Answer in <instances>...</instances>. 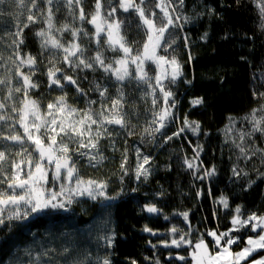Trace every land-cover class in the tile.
Segmentation results:
<instances>
[{
  "label": "trees",
  "instance_id": "trees-1",
  "mask_svg": "<svg viewBox=\"0 0 264 264\" xmlns=\"http://www.w3.org/2000/svg\"><path fill=\"white\" fill-rule=\"evenodd\" d=\"M37 2L43 6V0ZM101 2L104 4V14L108 10L107 0ZM83 4L87 15L94 11V0H83ZM28 7L30 5L21 9L12 0L0 5V57H3L0 59V75H6L7 69H14L9 59H15L13 41L23 39L20 55L36 58V74L32 79L38 87L30 95L39 100L43 108L61 91L55 85L48 87L46 73L51 66L48 61L52 50H42L40 37L35 35L42 27H46L43 17L37 13V22L23 28L24 23H27ZM53 11L57 21L62 18L64 23H71L66 8H61L59 12L54 8ZM179 11L189 19L187 23L183 19L180 21L182 29L171 30L175 43L167 53L175 56L184 74L171 86L177 101L173 109L177 119L162 131L170 135L182 126L183 119L187 117L190 122L199 123V134L194 135L186 130L181 138L167 141L160 133H156L154 138L146 135L143 129L148 126L149 119L139 98L140 89L135 87V82L126 84L125 92L130 98L126 106L132 109L131 116L126 119L131 122L130 127L135 125L131 129L135 134L129 136L126 130L120 128L121 132H117L115 137L101 141L100 153L105 157L102 162L94 167L87 158L77 163L80 174L85 178L107 181L110 195L123 189L118 198L111 201L112 205L103 207L108 208L107 231L114 237L111 246L103 248L100 244L93 245L85 231L94 215H99L102 209L100 203L106 201L98 199L97 204L80 201L71 206L70 212L51 210L49 217L39 215L23 222L13 221L11 230L0 228V262L12 257L10 254L17 241L23 244L26 239H31L40 249L45 245L51 246L53 255L47 258L49 260L51 257V264H64L67 257L61 254V249L66 244L73 245L75 249L69 255H78L79 259L85 262L91 260L93 264L98 255L103 256L105 253L111 264H156L157 261L159 264H181L168 258L183 254V249L164 246L173 239L172 226L186 231L190 229L195 237L208 230H228L236 206H241L243 213L264 214V135L255 133L245 137L243 146L250 150L248 155H251V159H245L232 142L235 140L239 144L238 133L248 132L252 128L243 118L253 109L264 105V27L261 26L264 21L260 19L255 0H185ZM116 18L123 22L122 35L129 42L142 38V33L135 26L138 16L133 12L125 13L118 8ZM75 26L78 27L77 24ZM21 28L22 36L16 37L14 34ZM87 30L90 35L95 31L89 24ZM64 39L71 37L66 34ZM79 42L91 49L97 47L93 40L89 43L87 37L82 36ZM139 46L135 44L134 48ZM85 54L94 55V52ZM104 54L107 57L117 55L108 51ZM57 67L78 78V83L82 84L86 95H91L90 98L92 95L97 98L91 90L94 88V79L100 85H108L110 95L115 93L114 77H105L102 72L79 70L73 74L64 64H57ZM24 71L28 69L24 68ZM90 98L72 94L68 102L82 109L87 106L84 101ZM194 99H202L203 103L193 106L191 101ZM257 115L261 113L257 112ZM230 120L235 122V127L226 136L225 129ZM4 143L7 142L0 141V145ZM197 145L202 148L197 161L201 172L194 174L184 164V160L192 159L193 149ZM137 149L142 152V156L151 158L153 170L147 180H137L135 177ZM125 151L128 175H123L120 169ZM92 163L95 164L94 161ZM213 167L216 169L214 176L204 180L194 178ZM234 167L242 169L247 176L243 172L240 176L233 175ZM198 192L200 195H197ZM222 195L228 200V209L216 202ZM149 203L160 210L159 215L143 211ZM183 212L189 213L188 221L179 215ZM146 226L164 233L163 237L147 235L143 230ZM245 232L247 229H242L233 235L244 237ZM251 235L255 236V233ZM245 240L246 237L241 239L239 247L233 245V251H239ZM35 252V249L32 250L33 258ZM262 255L264 250L258 251L250 259Z\"/></svg>",
  "mask_w": 264,
  "mask_h": 264
},
{
  "label": "snow or ice",
  "instance_id": "snow-or-ice-1",
  "mask_svg": "<svg viewBox=\"0 0 264 264\" xmlns=\"http://www.w3.org/2000/svg\"><path fill=\"white\" fill-rule=\"evenodd\" d=\"M8 0H0L4 5ZM12 3L23 9L28 7L26 17L27 23L23 28L37 22V13L43 17L42 27L35 33L40 37V48L44 51L52 50L47 68L48 87L55 85L64 89L66 82L74 86L77 93L83 98L86 93L77 83L74 75L68 74L65 69L57 67V64L67 65L75 74L91 71L102 72L105 77H114L116 84L115 96H109V86L101 87L93 80L94 88L98 93L99 101L88 100L83 109L75 107L68 102L67 92L50 100L46 107L41 106L37 99L30 95L31 91L38 87L32 77L36 74V58L31 55L21 56L20 45L23 39L14 40L15 59L12 60L14 69H7L6 75H0V141L7 142L0 147V228L11 230L13 221H27L32 217L39 216L49 210L70 211L74 203H79L80 198L86 197L92 201H112L118 198L120 192L115 195L108 193L109 184L105 180L85 178L80 174L77 167L78 159L86 157L94 167L102 162L105 157L100 153V141L112 135L109 126H119L127 131L129 136L134 135L135 125L126 119L124 85L135 81V87L146 86L143 98L151 97V120L143 129L150 137L160 133L165 140L181 138L186 130L198 135L200 125L198 122L183 119L182 126L171 132L162 131L169 124L175 123L177 117L173 112L176 108L172 85L184 74L183 67L179 61L172 56L169 58L160 52L167 53L175 39L170 28H183L180 21L188 22V17L182 16L180 9L183 8L185 0H118L113 5L112 0H107L108 10L102 14L101 0H94V11L86 15L83 0H43V6L37 0H12ZM261 21H264V0H255ZM61 8L68 10L71 23H63L59 27L55 24V13ZM125 13L133 12L138 16L136 28L142 33L140 40L129 42L122 35V21L116 18L117 9ZM159 9V14L155 11ZM90 17V18H89ZM131 20V18H129ZM79 21L80 27H76ZM84 24H90L94 33L90 35ZM264 27V23L261 25ZM23 28L14 35L21 37ZM67 33L71 39H64ZM166 33L168 36L166 37ZM82 34V35H81ZM139 34V33H138ZM87 37L89 43L95 40V49L82 45L79 41ZM103 37V40H102ZM139 44V47H135ZM106 45V48L104 47ZM105 51L115 53L113 57L105 56ZM94 55H86L85 53ZM3 59V57H0ZM189 59L191 57L189 56ZM155 66V75H149L146 65ZM24 68L28 71L25 72ZM59 74V75H58ZM86 78V77H85ZM189 82L190 81H186ZM264 95V94H262ZM99 104L96 109L93 104ZM192 105L203 103L202 99H194ZM260 112L261 115H257ZM248 121L252 128L250 131H240L239 141L233 144L239 148L245 159H251L248 155L249 149L244 145L245 137H251L255 133L264 135V105L243 118ZM18 126V127H17ZM235 122L230 120L225 129L226 136L234 130ZM143 139V137H141ZM11 145H19V149L12 151ZM201 146L194 149L192 159L185 158L184 164L193 173H200L198 165ZM261 151V149H256ZM73 155L77 159H73ZM255 155V152H252ZM137 162L135 164V177L147 180L150 169L146 167L151 163L148 155L136 150ZM95 162L93 164L92 162ZM128 163L127 151L123 154L120 169L123 175H128L125 165ZM216 169H205L202 175H195V179L204 180L215 175ZM233 175L240 176L242 169L234 167ZM51 174V179L49 176ZM243 175L247 176L246 172ZM197 195H200L198 192ZM218 204L224 209L229 208L228 200L221 196ZM143 211L149 214H159L160 210L152 203L146 204ZM235 215L231 218V227L226 231L208 230L206 233L193 237L189 230L173 227L171 234L173 239L165 243V247L183 249V254H177L174 259L181 264H264V256L258 259H249L258 251L264 250V214L243 213L241 206L234 209ZM179 215L188 221L189 213L183 212ZM168 219L167 216L164 217ZM242 229L247 232L242 236H234ZM145 232H152L147 226ZM251 233H255L252 236ZM155 235V233H152ZM245 244L239 251H233L232 246L239 247L241 239ZM114 237L106 236V246L110 247ZM210 238V239H208ZM52 251L51 246H43V251L35 255L30 264H41L43 256H48ZM74 252V246L66 244L62 246L61 254L66 256L64 264H93L91 260L85 262L78 255H69ZM27 254L32 256V248L26 249ZM173 259V257H169ZM2 264V262H0ZM43 264H51V257ZM94 264H111L108 254L97 256ZM135 264V262H133ZM159 264V261L156 262Z\"/></svg>",
  "mask_w": 264,
  "mask_h": 264
},
{
  "label": "rangeland",
  "instance_id": "rangeland-1",
  "mask_svg": "<svg viewBox=\"0 0 264 264\" xmlns=\"http://www.w3.org/2000/svg\"><path fill=\"white\" fill-rule=\"evenodd\" d=\"M112 2L114 3L113 5H115L117 2H118V0H112ZM83 7H84V4H83ZM85 10V9H84ZM104 10V7L102 8V11ZM158 11H157V13L159 14V9H157ZM103 14V13H102ZM87 15V14H86ZM116 15H117V13H116ZM54 20H55V24H56V26L57 27H59L61 24H63L64 23V20L62 19V18H60L59 19V21H57V19L54 17ZM77 25H78V27H80V23H79V21H77V23H76ZM87 25L88 24H84V27L86 28V30H87ZM90 25V24H89ZM173 28H170L169 29V32L171 33V30H172ZM67 33H65L64 35H66ZM68 35V34H67ZM82 35V34H81ZM166 35V37L168 36V33H166L165 34ZM102 40H103V37H102ZM93 41H94V43H95V40L93 39ZM96 44V43H95ZM97 46V45H96ZM160 54H162V55H166V56H168L169 58H171L172 57V54H168V53H164V52H160ZM112 57V56H111ZM146 71H148L149 72V75H152V76H154L155 75V66L154 65H146V69H145ZM178 81V80H177ZM176 81V82H177ZM133 82H135V81H133ZM132 82V83H133ZM114 83H115V88L118 86L117 84H116V82L114 81ZM126 84H128L127 82H125V85ZM124 85V86H125ZM140 89V95H139V98H140V100L143 102V105H144V109H146L145 111H146V113H145V115H146V117H148V119L149 120H147L148 122L151 120V112H150V108H151V97L149 96V97H147V98H143V91H142V89L143 90H147L146 89V86H141V88H139ZM124 92H125V88H124ZM61 94H63L62 92L61 93H59V95H61ZM115 94L116 93H114V95H110L109 93H108V95L109 96H115ZM98 96V98H99V95H97ZM91 99H94V95H92V97H91ZM125 100H126V103H125V107H124V112L127 114L126 115V118L127 117H129V116H131L130 115V113H131V110L132 109H130V108H127V101L128 100H130V98H128V96H127V94H126V92H125ZM84 103H86V101H84ZM71 104H73L75 107H77L76 106V104H74V103H71ZM86 105H87V103H86ZM86 107V106H85ZM85 107H83V108H85ZM78 108V107H77ZM82 108V109H83ZM92 108L93 109H96V108H98L95 104H93L92 105ZM109 128H110V131L112 132V137H115L116 136V134H117V132H121L120 131V127L119 126H115V125H113V126H109ZM103 140V139H102ZM101 140V141H102ZM101 141H100V145H101ZM100 145H99V147H100ZM10 149L12 150V151H15V150H18L19 149V145H11L10 146ZM0 150H3V147H0ZM140 151V150H139ZM140 153L142 154V152L140 151ZM86 157H81V158H79L78 159V161L79 162H82V161H84V159H85ZM73 159L75 160V159H77V157L75 156V155H73ZM136 159H137V157H136ZM89 161V160H88ZM146 167H148L149 169H150V174H149V176H148V178L150 177V175L152 174L151 172H152V167H151V164H149V165H146ZM143 177H141L140 179H142ZM49 179H51V174H50V176H49ZM80 201H90V202H92V203H95V204H97V202H98V200H96V201H92V200H90V199H87L86 197H82V198H80ZM113 204V202H111V201H106V202H103V203H100V205L102 206V207H100V208H102L101 209V211H100V213H99V215L96 217L95 215H94V217H93V219H92V221L90 222V223H88L87 224V226H86V229H85V231H87L86 232V234H88V238H89V240L91 241V243L94 245V244H100L101 245V247H103V248H109V247H107L106 246V240L104 239L106 236H111V234L110 233H108V231H107V228H108V222H107V219H106V211L108 210V208H103V207H109L110 205H112ZM50 211L51 210H49V211H47V212H45V213H43V214H40L41 216H43V215H45L46 217H49V214H50ZM71 211V210H70ZM70 211H68V212H70ZM61 212L62 213H65V211H63V210H61ZM152 215V214H151ZM154 215H159V214H154ZM173 227H177L176 225H174V226H172V228ZM26 242L25 243H23V244H21L19 241H17L16 243H15V247H14V249H13V251H12V253L10 254V256H12L9 260H6L5 262H3L2 264H28V263H30V261L32 260V256L30 257L28 254H27V252H26V249H29V248H32V250L34 251V249H35V254L37 255L38 253H40L41 251H43V247H42V249H40V248H38V247H36L35 246V241L34 240H31V239H26L25 240ZM34 248V249H33ZM51 255H53L52 253H51V251L49 252V254H48V256H51ZM48 256H43L42 257V263H43V261H45V260H48L47 258H48ZM262 256H264V255H262ZM251 258V257H250ZM249 258V259H250ZM260 258V257H259ZM256 259H258V258H256ZM244 264H247V262H244Z\"/></svg>",
  "mask_w": 264,
  "mask_h": 264
},
{
  "label": "flooded vegetation",
  "instance_id": "flooded-vegetation-1",
  "mask_svg": "<svg viewBox=\"0 0 264 264\" xmlns=\"http://www.w3.org/2000/svg\"><path fill=\"white\" fill-rule=\"evenodd\" d=\"M91 26H92V25H91ZM92 27H93V26H92ZM58 75H59V74H58ZM77 83H78V80H77ZM62 84H65L64 81H62ZM78 84H79V83H78ZM67 86H68V85L65 84V88H64V89L58 88V90L61 91L62 93H63V92H67V97H68V98H69L72 94H74V96H79V97H81L80 94L76 92L74 86H70V85H69V86L72 87L73 89H70V87L67 88ZM79 86L83 89L82 84H79ZM104 86H105V85H101V87H104ZM93 93H94L96 96L98 95V93L95 92V91H94ZM85 96H86L87 98H90L91 95H85ZM90 99H91V98H90ZM94 99H96L97 101H99L98 96H97V98L94 97ZM96 105H97V107H99V104H98V103H97ZM162 237H163V236H162Z\"/></svg>",
  "mask_w": 264,
  "mask_h": 264
},
{
  "label": "water",
  "instance_id": "water-1",
  "mask_svg": "<svg viewBox=\"0 0 264 264\" xmlns=\"http://www.w3.org/2000/svg\"><path fill=\"white\" fill-rule=\"evenodd\" d=\"M153 232L155 233V235L152 234ZM146 234L149 235V236H151V237H162V236L164 235V233H162V232H158V231H155V230H153V229H152V232H146ZM175 256H176V255H175ZM175 256H174V257H175ZM174 257H173V259H169V258H168V259H169L170 261H172V260H175Z\"/></svg>",
  "mask_w": 264,
  "mask_h": 264
}]
</instances>
